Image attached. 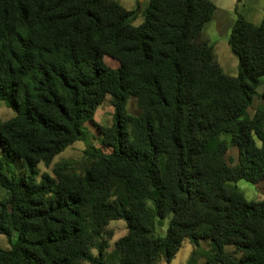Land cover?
Here are the masks:
<instances>
[{
    "label": "trees",
    "instance_id": "obj_1",
    "mask_svg": "<svg viewBox=\"0 0 264 264\" xmlns=\"http://www.w3.org/2000/svg\"><path fill=\"white\" fill-rule=\"evenodd\" d=\"M214 11L209 0H150L133 27L135 13L109 0H0V104L15 114L0 122L9 194L0 237L10 244L0 264H108L102 237L114 221L128 231L114 244L117 264L172 261L185 240L209 243L205 264H264V201L230 187L264 182V109L248 114L264 87V21L235 23L230 77L203 38ZM107 96L110 153L89 148L95 162L84 177L40 176L39 164L83 140ZM130 98L140 115L128 114ZM230 147L240 152L236 168ZM168 217L157 237L156 220Z\"/></svg>",
    "mask_w": 264,
    "mask_h": 264
},
{
    "label": "rangeland",
    "instance_id": "obj_2",
    "mask_svg": "<svg viewBox=\"0 0 264 264\" xmlns=\"http://www.w3.org/2000/svg\"><path fill=\"white\" fill-rule=\"evenodd\" d=\"M114 3L119 4L126 11L134 12V16L131 20V26L138 27L143 24L145 20V11L147 10L150 0H109ZM262 0H241L242 3H247V8L250 9L251 6H254L253 11L260 10L263 14V9H260V3ZM242 7V4L241 6ZM241 12L244 14L247 12L245 8H240ZM255 12H253L254 14ZM246 20V19H245ZM251 21V19H249ZM262 21V20H261ZM261 21H254L255 24H260ZM253 22V21H251ZM252 24V23H250ZM203 38L206 40V35L203 33ZM221 53L218 57V60L224 66V74L230 77H236L238 75V59L232 53L229 45L223 42L221 47ZM216 58V57H215ZM231 61H230V59ZM105 64L113 69L118 67V63L114 60L106 57L104 58ZM235 63V66L234 64ZM223 70V69H222ZM264 87L261 86L257 89L258 96L254 98V103L252 107L248 110L249 116L252 118L256 111L263 108L264 101L260 97L263 93ZM127 112L129 115L138 116L141 111L137 107L136 101L133 98H130L127 105ZM114 107L113 99L111 96H107L104 102L96 109L94 117L91 121L85 122L83 125L84 129V138L82 141H78L65 149L62 153L55 157L52 164L47 167L44 164L38 165V170L40 176L47 174L52 178H55L54 171L60 169L64 173H68L75 177H84L89 169L93 166L95 160L92 159L87 150L89 148H95L102 151L105 154H109L110 150L103 146V136L102 130L110 129L114 123ZM15 117V114L12 110L8 109L7 106L3 103L0 104V122H8ZM221 139H228V137L223 136ZM260 145V143H258ZM239 150L235 147H230L226 155V160L230 167L236 168L239 166ZM3 156V150L0 148V160ZM17 177L23 176L25 168L23 162L19 158L13 159L11 163ZM39 177L38 181H40ZM230 187L240 192L248 202H263L264 201V182L258 183L256 185L249 184L245 181H240L236 184H230ZM9 200V194L5 189L0 187V211L1 204ZM150 207L153 205L149 204ZM170 218L157 219L155 227V235L157 237H165L168 229ZM107 233H113V238L109 239ZM127 224L124 221H114L109 223L106 227V234L102 237V240H105L109 244V249L107 250V263L108 264H117V258L112 254L114 251V244L126 236ZM0 249L9 250L10 244L8 239L5 236L0 237ZM210 245L208 242H200V247L195 248L189 240H185L182 244V247L178 254L172 261H167L161 259L157 264H189L192 259H194L193 264H205V259L203 254L209 251ZM197 251V252H196ZM231 251V249H229ZM93 254L96 256L97 251L93 250Z\"/></svg>",
    "mask_w": 264,
    "mask_h": 264
},
{
    "label": "crops",
    "instance_id": "obj_3",
    "mask_svg": "<svg viewBox=\"0 0 264 264\" xmlns=\"http://www.w3.org/2000/svg\"><path fill=\"white\" fill-rule=\"evenodd\" d=\"M215 7L214 14L212 16V20L206 25L204 32L206 35V40L210 43V45L214 48V54L216 57V61L225 71L224 66L218 60V57L221 53V47L223 42L229 45V38L232 32V29L237 22V20L241 17L246 19L247 22L252 23L254 25V21H261L260 24H255L254 26H259L264 21V14L257 10L253 11L254 6H251L250 9L247 8V3H242L241 0H209ZM242 4V7H240ZM264 11V0L258 3ZM240 8L248 9L247 12H241ZM253 12H255L253 14ZM249 19H251V22ZM230 47V45H229ZM231 49V48H230ZM230 59V58H229ZM231 61V59H230ZM235 66V63H233Z\"/></svg>",
    "mask_w": 264,
    "mask_h": 264
}]
</instances>
